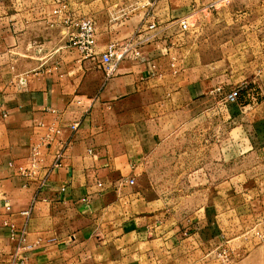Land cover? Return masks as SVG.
<instances>
[{
	"label": "crops",
	"instance_id": "1",
	"mask_svg": "<svg viewBox=\"0 0 264 264\" xmlns=\"http://www.w3.org/2000/svg\"><path fill=\"white\" fill-rule=\"evenodd\" d=\"M225 1L0 0V264H231L198 234L221 182L231 216L264 220V0L234 13L249 23L241 71L194 62L177 22ZM111 44L128 50L107 77ZM142 178L165 194L207 178L212 203L173 224Z\"/></svg>",
	"mask_w": 264,
	"mask_h": 264
},
{
	"label": "rangeland",
	"instance_id": "2",
	"mask_svg": "<svg viewBox=\"0 0 264 264\" xmlns=\"http://www.w3.org/2000/svg\"><path fill=\"white\" fill-rule=\"evenodd\" d=\"M244 6L243 0H239L238 3L226 0L218 2L212 8H204L195 12L187 31L190 36L189 42L192 45V55L190 54V56L194 62L202 61L204 65L213 67L215 70H231V68L244 70L245 64L249 63L250 59L246 51L244 52L246 49L244 41H246L245 36L249 32L247 27L249 23L242 17L236 21L234 16V13L239 10L240 12L237 14H243ZM233 45H236L237 50L240 49L237 52H231ZM246 89L250 88L243 89L241 93L247 95ZM242 97L240 95L238 102L245 99ZM154 184L155 188L153 189L148 178H142V187L145 191L149 189L151 192L149 197L153 194L157 197L156 200H150L155 201L154 208H150V210L153 209L156 213L161 212L162 219L164 206H166V210L168 208L166 217L173 224L191 221L199 208L212 203L210 190L209 195L206 193L207 187L212 186L211 180L207 181V178L181 184L182 193H180L181 185L179 183H173L172 193L166 194L164 193L166 188L161 178ZM219 208L220 215L209 214V222L203 223L206 229L201 231L198 237L210 238L213 235V237L219 238L220 252L218 254L224 256L231 250V264H264V220H261L257 212L252 214L242 208L236 209L235 215L231 216V197L228 187L223 186L222 182ZM212 220L213 225L211 224ZM191 237L196 236L192 234Z\"/></svg>",
	"mask_w": 264,
	"mask_h": 264
},
{
	"label": "built area",
	"instance_id": "3",
	"mask_svg": "<svg viewBox=\"0 0 264 264\" xmlns=\"http://www.w3.org/2000/svg\"><path fill=\"white\" fill-rule=\"evenodd\" d=\"M158 1L159 0H147V5L153 6ZM210 7H214V5L212 4V6ZM177 22L182 31L189 30L190 22L188 21L187 18H179ZM76 26L80 29L81 39L84 40L89 45L93 44L95 29L92 20L90 19L79 20L77 21ZM149 28L150 29L155 28V24L151 23ZM127 50L128 48H126V46L119 47L115 44H111L108 47V49L102 53L101 61L105 68L107 77H111L116 72L118 63L123 59ZM137 54L139 55L140 53L137 52ZM24 83H25V79L22 80V84ZM247 87H248V83L246 81L241 82V84L229 90V92L226 95V100L230 103H236L241 95V91ZM73 128H76V126H73ZM134 182H135L134 179L130 180L131 184H133ZM27 248L31 249L32 246L28 245Z\"/></svg>",
	"mask_w": 264,
	"mask_h": 264
}]
</instances>
